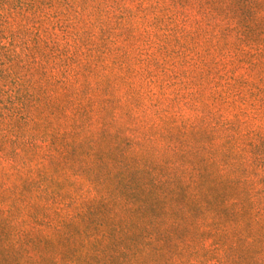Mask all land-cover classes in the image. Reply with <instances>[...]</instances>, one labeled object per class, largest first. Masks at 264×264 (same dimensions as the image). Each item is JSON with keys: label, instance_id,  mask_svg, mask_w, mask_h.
<instances>
[{"label": "trees", "instance_id": "trees-1", "mask_svg": "<svg viewBox=\"0 0 264 264\" xmlns=\"http://www.w3.org/2000/svg\"><path fill=\"white\" fill-rule=\"evenodd\" d=\"M0 1V264H264V0Z\"/></svg>", "mask_w": 264, "mask_h": 264}, {"label": "rangeland", "instance_id": "rangeland-1", "mask_svg": "<svg viewBox=\"0 0 264 264\" xmlns=\"http://www.w3.org/2000/svg\"><path fill=\"white\" fill-rule=\"evenodd\" d=\"M16 8H13V4H11L10 5L11 12L9 13V15L7 14L0 15V41L2 43L9 41L8 39L9 38L8 36L9 27L6 28V21L11 25V28L13 31L19 32L20 36L24 35L22 34L23 33V28H22L23 21L26 15H30V12L28 10L19 9V8L16 9ZM20 84H24V87L21 88L20 92L18 93L19 94L18 97H20V100H19L20 101V106H19L20 111L23 112V110H26V108H25V105L22 104V98H25V96L27 97V95L30 93V92H27V90L25 89V85L27 84V78L23 77L21 79ZM178 106L182 108V104H178ZM184 110H186V113H188L189 115L196 114L197 112H199V110L193 109L192 107H187V108L185 107ZM170 111H175V110L174 108L172 109L170 108ZM147 142L148 141L144 142V145H143L146 148L150 146V144Z\"/></svg>", "mask_w": 264, "mask_h": 264}]
</instances>
